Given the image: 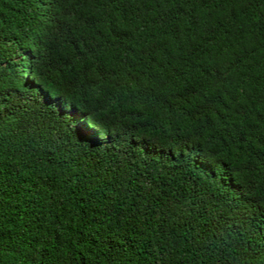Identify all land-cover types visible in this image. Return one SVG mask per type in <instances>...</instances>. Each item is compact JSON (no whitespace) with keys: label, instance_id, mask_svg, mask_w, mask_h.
<instances>
[{"label":"trees","instance_id":"trees-1","mask_svg":"<svg viewBox=\"0 0 264 264\" xmlns=\"http://www.w3.org/2000/svg\"><path fill=\"white\" fill-rule=\"evenodd\" d=\"M0 264H264V0H0Z\"/></svg>","mask_w":264,"mask_h":264}]
</instances>
